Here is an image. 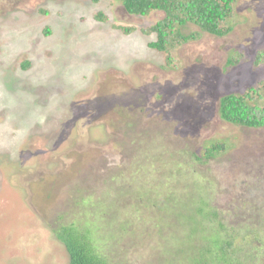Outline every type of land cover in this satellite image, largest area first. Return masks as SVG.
<instances>
[{
    "label": "rangeland",
    "instance_id": "1",
    "mask_svg": "<svg viewBox=\"0 0 264 264\" xmlns=\"http://www.w3.org/2000/svg\"><path fill=\"white\" fill-rule=\"evenodd\" d=\"M164 17L130 15L115 0H0V264H69L49 226L96 217L81 200L94 190L100 211L133 208L152 177L131 176L136 163L149 160L156 176L168 162L182 185L186 172L212 176L216 206L236 219L250 179L264 180V128L219 113L222 97L264 87V0H238L225 36L188 24L171 62L150 46ZM214 140L231 148L208 164L181 152ZM135 251L139 263L150 248L141 260Z\"/></svg>",
    "mask_w": 264,
    "mask_h": 264
},
{
    "label": "trees",
    "instance_id": "2",
    "mask_svg": "<svg viewBox=\"0 0 264 264\" xmlns=\"http://www.w3.org/2000/svg\"><path fill=\"white\" fill-rule=\"evenodd\" d=\"M92 1L98 3L100 0ZM115 1L121 3L130 15L147 16L155 11L164 12L165 17L151 28L157 39L150 46L167 53L168 62H171V49L189 38L182 33L188 24L215 36L227 35L231 29L229 19L238 0ZM98 17L104 18L103 15ZM197 37V34H192L190 39ZM261 56L256 64L261 62ZM237 63L236 59L229 61L230 65ZM27 66L26 63L24 67ZM263 103L264 87L251 88L244 94L222 97L219 113L227 123L261 129L264 128ZM229 148V143L214 140L206 142L197 151L183 149L181 152L188 157V163L204 165L226 155ZM137 154L141 158L140 151ZM146 161L147 167L136 163V171L130 174L134 178L152 176L142 177L145 187L137 194L140 199L133 208L124 205L115 212L100 211L95 199L100 191L94 190L92 197H89L90 193L81 197L85 204L93 203L96 217L94 211L86 213L94 219L65 220L55 227L49 226L54 237L64 246L69 264H264V180L254 181V175V179H250L251 184L246 185L240 200H237L242 213L236 219L230 218L231 212L226 214L216 206L215 193L219 184L212 176L207 178L197 170L191 174L186 172L182 185L184 175L181 171L175 174L172 168L163 170L168 162L162 164L155 176L153 171L157 168L149 160ZM129 164L127 162L122 169L117 166V173L112 176L111 182L129 174ZM165 174L170 179V185L163 179ZM234 186L237 189L239 183ZM148 196L153 197L145 202ZM102 222L106 223L104 234ZM148 248V257L142 262L136 263L130 258L133 250L140 254L137 256L139 260L145 258L146 253L138 250ZM152 253L160 255L156 263L150 262Z\"/></svg>",
    "mask_w": 264,
    "mask_h": 264
}]
</instances>
